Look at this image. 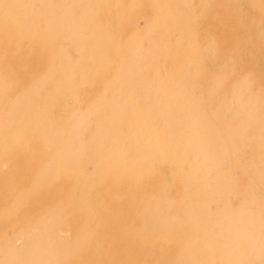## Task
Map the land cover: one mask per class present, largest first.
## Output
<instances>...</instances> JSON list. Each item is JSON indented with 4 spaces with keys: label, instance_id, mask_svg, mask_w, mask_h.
I'll list each match as a JSON object with an SVG mask.
<instances>
[{
    "label": "rangeland",
    "instance_id": "1",
    "mask_svg": "<svg viewBox=\"0 0 264 264\" xmlns=\"http://www.w3.org/2000/svg\"><path fill=\"white\" fill-rule=\"evenodd\" d=\"M0 264H264V0H0Z\"/></svg>",
    "mask_w": 264,
    "mask_h": 264
},
{
    "label": "bare ground",
    "instance_id": "2",
    "mask_svg": "<svg viewBox=\"0 0 264 264\" xmlns=\"http://www.w3.org/2000/svg\"><path fill=\"white\" fill-rule=\"evenodd\" d=\"M184 228V227H183ZM149 241V240H148Z\"/></svg>",
    "mask_w": 264,
    "mask_h": 264
}]
</instances>
